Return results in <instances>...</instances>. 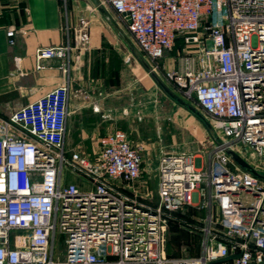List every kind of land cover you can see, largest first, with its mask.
<instances>
[{
	"label": "built area",
	"instance_id": "1",
	"mask_svg": "<svg viewBox=\"0 0 264 264\" xmlns=\"http://www.w3.org/2000/svg\"><path fill=\"white\" fill-rule=\"evenodd\" d=\"M101 3L154 62L181 40L164 78L194 100L224 140L207 158L161 152L157 205L143 208L124 190L142 173L127 131L101 134L94 157L69 149V87H53L0 119V264H211L230 255L232 264H264V180L224 151L239 143L264 160V0ZM6 36L14 44L15 29ZM74 47L67 40L36 48L37 68L56 59L66 73ZM65 172L83 187L67 182ZM190 204L208 208L218 229H206L199 255L168 256V219ZM61 233L62 258L55 252Z\"/></svg>",
	"mask_w": 264,
	"mask_h": 264
},
{
	"label": "rangeland",
	"instance_id": "2",
	"mask_svg": "<svg viewBox=\"0 0 264 264\" xmlns=\"http://www.w3.org/2000/svg\"><path fill=\"white\" fill-rule=\"evenodd\" d=\"M102 5L125 39L139 51L125 24L118 19L107 4ZM61 14L67 40L75 46V49L86 51L91 42L97 41L100 47L93 52V55L108 53L109 56H116V60H109L115 68L112 65V69L108 71L110 76L118 74V56L124 60L122 71L124 81L121 87L123 88L125 83L126 88L131 90L132 108L131 125L125 130L129 135L131 145L139 149L144 167L140 177L127 184L124 190L138 205H144L143 208H154L157 205V166L161 152L188 151L202 154L207 158L215 149L216 142L197 117L160 89L139 59L129 50L119 34L90 0H61ZM181 45V40L175 41L172 50L157 62L146 57L141 51L139 52L174 93L202 113L192 98L183 97L164 78V70L174 66L173 57ZM213 133L219 141L224 140V137L214 128ZM232 148L249 165L264 174V160L254 154L250 148L239 143H233ZM96 151L97 147L95 151L89 150L84 154L94 157ZM65 173L67 182L74 183L79 188L83 187L84 183L80 178L73 173ZM204 184L202 183V186ZM137 214L139 221L146 217L142 211ZM209 214L208 208L194 204L185 205L178 213L172 214L165 230L166 254L174 257L199 255L207 237L206 229L210 228L212 231L218 229L217 223L208 221ZM212 217L215 218L214 211ZM64 240L65 235L61 233L57 236L55 243L56 255L61 258L65 249ZM113 259L114 257L110 258V260Z\"/></svg>",
	"mask_w": 264,
	"mask_h": 264
},
{
	"label": "crops",
	"instance_id": "3",
	"mask_svg": "<svg viewBox=\"0 0 264 264\" xmlns=\"http://www.w3.org/2000/svg\"><path fill=\"white\" fill-rule=\"evenodd\" d=\"M10 27L15 29L14 44H9L6 36ZM66 42L61 0H0V119L66 83V145L82 153L95 151L101 134L131 125V90L125 83L121 87L124 60L118 56V74L110 76L113 64L109 60L117 58L108 53L93 55L100 47L95 41L86 51L73 48L66 73L56 59L45 60L44 67L37 68L36 48ZM141 167L143 171V163ZM228 262L232 260L213 264Z\"/></svg>",
	"mask_w": 264,
	"mask_h": 264
},
{
	"label": "water",
	"instance_id": "4",
	"mask_svg": "<svg viewBox=\"0 0 264 264\" xmlns=\"http://www.w3.org/2000/svg\"><path fill=\"white\" fill-rule=\"evenodd\" d=\"M96 8L98 11L107 19L110 26L119 34V36L122 38L123 42L126 44V46L129 48V50L139 59L141 64L145 67L147 72L150 74V76L153 78V80L157 83V85L160 87V89L169 96L172 100H174L176 103L181 105L183 108L187 109L189 112H191L195 117H197L208 129V131L211 133L212 137L214 138L216 144H221V142L216 139L213 128L211 126V123L207 120V118L194 106L189 104L188 102L184 101L182 98H180L176 93H174L166 84L159 78V76L154 72V70L149 66V64L143 59L141 53L133 46L131 45L124 37L123 33L117 29L111 18L108 16L106 9L101 4L99 0H93ZM224 151L234 160L236 161L239 166H241L244 170L252 173L253 175L261 178L264 180V174L254 169L251 165H249L239 154H237L234 150L230 149L229 147H225ZM236 255H230L225 258H219L213 262V263H219L227 260H232Z\"/></svg>",
	"mask_w": 264,
	"mask_h": 264
},
{
	"label": "trees",
	"instance_id": "5",
	"mask_svg": "<svg viewBox=\"0 0 264 264\" xmlns=\"http://www.w3.org/2000/svg\"><path fill=\"white\" fill-rule=\"evenodd\" d=\"M176 41H178V39H177ZM179 211H180V210H178V211H174V212H172V214H174V213H178ZM172 214H171V215H172Z\"/></svg>",
	"mask_w": 264,
	"mask_h": 264
}]
</instances>
